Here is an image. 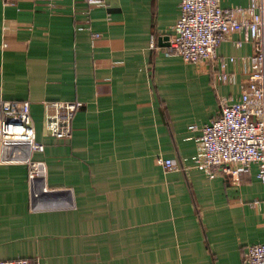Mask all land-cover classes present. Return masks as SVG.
<instances>
[{
    "label": "crops",
    "instance_id": "crops-1",
    "mask_svg": "<svg viewBox=\"0 0 264 264\" xmlns=\"http://www.w3.org/2000/svg\"><path fill=\"white\" fill-rule=\"evenodd\" d=\"M248 0H220L222 8ZM179 0H0V102L30 103L44 151V190L30 197L27 168L0 151V259L33 264H241L264 242V186L251 164L238 180L194 168L200 127L220 98L240 96L207 64L165 56ZM89 16V17H88ZM87 30L75 26L87 23ZM154 35L159 48L151 51ZM232 34L216 48L245 57ZM215 71V68H214ZM79 101L71 137L43 129L45 103ZM194 124L196 130H190ZM170 158L176 168L155 163Z\"/></svg>",
    "mask_w": 264,
    "mask_h": 264
},
{
    "label": "built area",
    "instance_id": "built-area-1",
    "mask_svg": "<svg viewBox=\"0 0 264 264\" xmlns=\"http://www.w3.org/2000/svg\"><path fill=\"white\" fill-rule=\"evenodd\" d=\"M14 1L17 0H4ZM82 1L87 5V15L92 4H104V0ZM178 6L180 16L171 28L167 45L161 48L163 54L179 56L192 65H209L218 83L230 84L235 80L233 72L224 71L227 62H240L241 73L245 76L239 98L230 103L227 98H220L218 115L200 127L193 166L208 179L222 176L238 180L242 172L256 164V177L264 186V0H248L245 7L228 8H222L220 0H179ZM88 23L89 18L86 24L75 28L87 30L92 38H98L99 33L91 31ZM232 34L242 37L234 42L235 47L250 43V53L245 57L226 58L216 54L217 46ZM148 48L159 50L154 35L148 38ZM44 105L48 109L43 121L46 134L68 140L74 113L81 103L75 100ZM29 110L27 100L0 102V151L3 162H18L27 168L30 197L36 198L44 190L41 183L46 168L43 161L32 159L34 153L44 151V146L35 140ZM188 128L197 129L194 124ZM155 163L166 170L176 168L170 158H157ZM0 264H33V261L16 257L0 259ZM241 264H264V242L247 246L242 252Z\"/></svg>",
    "mask_w": 264,
    "mask_h": 264
}]
</instances>
